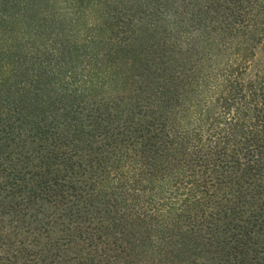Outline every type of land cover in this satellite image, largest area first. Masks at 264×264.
<instances>
[{"label":"trees","instance_id":"obj_1","mask_svg":"<svg viewBox=\"0 0 264 264\" xmlns=\"http://www.w3.org/2000/svg\"><path fill=\"white\" fill-rule=\"evenodd\" d=\"M122 1L43 3L67 17L83 46L103 27L120 45L150 16L160 34L147 49L169 53L176 73L163 79L184 87L179 102L157 85L124 94L121 63L111 70L82 58L56 82L87 95L79 127L106 114L108 126L88 143L68 137L66 119L54 112L29 118L28 79L59 73L68 39L42 38L23 13L27 0H0V264H57L54 257L67 251L75 264H127L120 259L126 248L111 233L121 220L147 227L157 241L176 234L223 246L215 261L155 264H240L248 250L260 258L264 0H163L140 16ZM21 52L27 70L16 63ZM78 241L99 258L72 251Z\"/></svg>","mask_w":264,"mask_h":264},{"label":"rangeland","instance_id":"obj_2","mask_svg":"<svg viewBox=\"0 0 264 264\" xmlns=\"http://www.w3.org/2000/svg\"><path fill=\"white\" fill-rule=\"evenodd\" d=\"M15 1L12 0L14 3ZM27 1L26 8L23 10L25 18L28 20L27 22L32 24L31 26H37L42 38L53 39L63 36L68 39L59 54V62L61 64L59 73L51 74L50 72L39 71L36 76L32 75L28 79L31 80V86L25 90V96L30 103L32 113V116L29 117L30 119L37 116V119L43 120L48 116V113L52 114L54 112V116L60 115L66 119L65 130L67 131V136L77 139L76 142H80L83 138L85 142L90 143L99 132L106 128L108 120L103 112L87 121L86 125L79 127L77 123L81 120L83 121L81 114L83 115L85 112L83 106H87V104L90 106L87 95L83 90L78 91L80 93H72L69 88L59 89L57 87V75L60 76L69 66L77 71L81 66L80 60L89 55L92 56L90 61L97 67H110L112 70L121 63V68L128 73V77L121 84L124 94H128L133 89H135L134 92L140 90V93H146L151 87L153 88L157 85L160 89L165 90V96L171 95V92L176 93L174 98L179 102L182 94L181 90L184 86L172 84L173 77L163 79L164 73L168 72V75L172 72L176 73L174 67L176 61H173L169 53L163 52L161 56L157 57L151 53L150 49H147L148 44L160 34L158 25L148 23V21L152 20L150 16L142 15L141 19L139 18L141 21L137 26L135 36L131 39H124L120 45L115 41L109 28L103 27L96 32L93 42L83 46L73 40L76 28L70 25L66 16H57L58 9L43 3V0ZM162 2L163 0H132L131 3L129 0L122 1L123 4L128 5L130 13H135V16H140L142 14L140 11L146 7L148 9H161ZM22 54L21 52L16 63L19 64V68L27 70V63L25 60L23 61ZM129 63H133L136 69H133L134 67L130 69ZM162 67L164 69L170 67V70L166 71ZM133 72L135 73L133 74ZM25 76L29 75L26 74ZM18 79H20L19 76H17L16 80ZM139 86L141 87L140 89L138 88ZM55 118L58 117L56 116ZM30 210L28 209V211ZM111 233L119 235V241L126 248V255L120 257V259L128 262L127 264H155L161 261L183 263L201 259L211 262L215 261L214 257L217 254L219 255L221 251L223 252V246L220 247L222 249L220 251H218V246L213 249L208 246H200L187 235L176 236L175 234L163 237L162 240L157 241V238L152 235V230L127 220H121L119 224L111 228ZM97 247L98 249L101 248V246ZM49 251L55 252L52 249H49ZM72 251L82 252L81 254L91 259V261L99 258L98 255L94 256L91 254L92 251L89 246H84L79 241L76 246H72ZM261 253L263 255L261 254L260 258H256L248 250V252L243 254L240 264H264V249ZM60 256L62 260L54 257V262L56 261L57 264H60V262L62 264H75V261L68 260L69 257L73 256V253L67 251L66 254L61 253ZM64 258L67 259L64 260Z\"/></svg>","mask_w":264,"mask_h":264}]
</instances>
